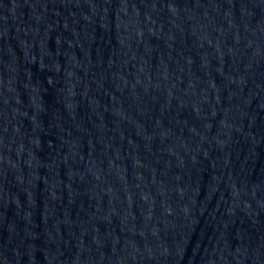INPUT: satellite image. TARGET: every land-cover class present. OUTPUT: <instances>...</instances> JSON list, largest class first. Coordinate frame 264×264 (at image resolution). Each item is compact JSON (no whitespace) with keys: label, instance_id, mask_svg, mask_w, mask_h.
Masks as SVG:
<instances>
[{"label":"water","instance_id":"95a60500","mask_svg":"<svg viewBox=\"0 0 264 264\" xmlns=\"http://www.w3.org/2000/svg\"><path fill=\"white\" fill-rule=\"evenodd\" d=\"M0 264H264V0H0Z\"/></svg>","mask_w":264,"mask_h":264}]
</instances>
